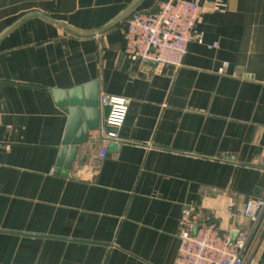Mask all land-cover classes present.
<instances>
[{
    "label": "crops",
    "instance_id": "1",
    "mask_svg": "<svg viewBox=\"0 0 264 264\" xmlns=\"http://www.w3.org/2000/svg\"><path fill=\"white\" fill-rule=\"evenodd\" d=\"M163 0H0V264H174L183 210L249 232L264 198V0H203L181 66L132 60L127 20ZM217 43V46H213ZM99 85L100 127L56 173L51 89ZM103 94L130 99L105 160ZM245 264H264V231Z\"/></svg>",
    "mask_w": 264,
    "mask_h": 264
},
{
    "label": "built area",
    "instance_id": "2",
    "mask_svg": "<svg viewBox=\"0 0 264 264\" xmlns=\"http://www.w3.org/2000/svg\"><path fill=\"white\" fill-rule=\"evenodd\" d=\"M213 8L223 11L225 4L213 0ZM203 10V0H163L153 12L132 13L124 34L126 55L132 60L181 66L189 45L198 41ZM101 102L108 112L98 133L101 150L97 161L106 159L110 145L120 143L119 133L128 115L130 99L103 94ZM243 214L251 223L250 231L239 233L232 242L230 234L203 219L196 207H186L178 223L180 244L174 264H245L254 239L264 231V198L250 199Z\"/></svg>",
    "mask_w": 264,
    "mask_h": 264
},
{
    "label": "water",
    "instance_id": "3",
    "mask_svg": "<svg viewBox=\"0 0 264 264\" xmlns=\"http://www.w3.org/2000/svg\"><path fill=\"white\" fill-rule=\"evenodd\" d=\"M51 93L56 105L69 117L56 169V173L67 176L79 147L89 141L91 130L100 127L99 85L97 81H92L70 90L51 89ZM114 147V144L110 145L109 150ZM196 232L197 228L194 234ZM236 237V233L232 235V242H235Z\"/></svg>",
    "mask_w": 264,
    "mask_h": 264
}]
</instances>
